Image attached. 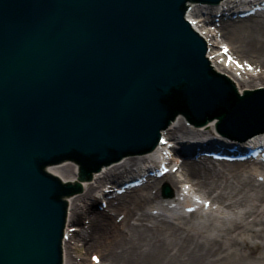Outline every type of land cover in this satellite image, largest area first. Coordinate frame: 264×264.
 Returning <instances> with one entry per match:
<instances>
[{"label":"water","instance_id":"obj_1","mask_svg":"<svg viewBox=\"0 0 264 264\" xmlns=\"http://www.w3.org/2000/svg\"><path fill=\"white\" fill-rule=\"evenodd\" d=\"M187 1L207 0H0V264H61L66 203L46 165L74 160L90 180L126 128L155 141L168 112L222 105ZM78 169L48 171L74 183Z\"/></svg>","mask_w":264,"mask_h":264},{"label":"bare ground","instance_id":"obj_2","mask_svg":"<svg viewBox=\"0 0 264 264\" xmlns=\"http://www.w3.org/2000/svg\"><path fill=\"white\" fill-rule=\"evenodd\" d=\"M239 2L222 0L216 7L202 8L191 5L186 15L190 21L199 20L201 13L211 15L213 11L223 12V7L233 8ZM207 18L202 17L199 22ZM258 21L254 17L236 21L221 18V40L211 31H206L204 36L210 48L208 57L219 54L220 43H225L242 62L254 66L255 72L241 73L242 78L238 79V70L226 68L224 62L219 61L222 56L216 55L210 60L216 71L236 79L237 85L250 90L264 87V17ZM194 28L201 34L207 30L206 27ZM258 68L260 72H257ZM215 122L209 121L194 129L184 124L162 135L168 136L170 142L203 139L212 135ZM155 154L156 151L129 156L104 166L93 174L91 182L82 183L86 190L83 195L67 198L65 233L70 235L67 241L63 239L62 242L63 264H89L85 255L80 258L75 256L80 250L76 245L79 243L86 252L100 251L103 264H264V182H259L264 173L258 167H245L248 162H222L219 164L221 168H217L205 159L182 163L171 161L172 166H179L177 173L134 189L132 193H137L134 196L124 194L116 197V204L105 197L109 195L104 193L108 185H115L137 174L133 167L147 164ZM166 183L177 191L179 184L190 185L206 200L218 203L227 211L219 217L221 224L214 220L197 223L184 214L168 218L167 213L174 212L170 200L161 199L159 190L152 194L153 189ZM144 190L150 192L144 193ZM106 199L107 209L115 215L95 208L97 202L101 204ZM158 199L162 204L156 208L154 203ZM155 210L159 211L154 214ZM120 215L124 218L117 223ZM195 216V213L190 215L191 218ZM74 225L81 227L83 234L69 233Z\"/></svg>","mask_w":264,"mask_h":264},{"label":"rangeland","instance_id":"obj_3","mask_svg":"<svg viewBox=\"0 0 264 264\" xmlns=\"http://www.w3.org/2000/svg\"><path fill=\"white\" fill-rule=\"evenodd\" d=\"M260 20H262V19H260ZM259 20V21H260ZM258 21V22H259ZM247 59H251V58H249V57H247ZM136 169V168H135ZM92 184H94V182H92ZM86 192V190L85 189H83V191H82V193L81 194H79V195H83L84 193ZM150 191L149 190H144V193H149ZM138 193H141V192H138ZM137 193H134V194H131L130 196H134V195H136ZM78 195V196H79ZM157 202H158V200H157ZM157 202H155L154 204H157ZM95 207H99V202H97L96 203V206ZM183 210V209H182ZM182 210L180 211V212H182ZM110 213H113V211L111 212L110 211ZM115 213V212H114ZM177 214H179V213H177ZM220 213L219 212H216V213H207V214H205V216H204V218L206 219V220H214V221H216L217 223H219V224H221V221H220V219H219V217H220ZM176 216V215H175ZM187 219H191V220H194L195 222H198L199 220H197V217H190V216H188L187 217ZM72 228H78L79 230V232H78V234H82L83 233V230H82V228H80V227H78V226H76V225H74V227H72ZM76 245H78V247L80 248V250H78L77 252H76V254H75V256L76 257H78V258H80V257H82V256H84L85 258H86V260H87V262L89 263V264H92V260H91V255L93 254V255H98L100 258H101V253H100V251H98V250H90V251H88V252H86L84 249H83V247H81V245L82 244H76ZM102 259V258H101ZM104 262H103V260H102V264H103Z\"/></svg>","mask_w":264,"mask_h":264},{"label":"snow or ice","instance_id":"obj_4","mask_svg":"<svg viewBox=\"0 0 264 264\" xmlns=\"http://www.w3.org/2000/svg\"><path fill=\"white\" fill-rule=\"evenodd\" d=\"M225 52H227V48H225ZM93 259L96 260L97 258L94 257ZM97 264H98V260H97Z\"/></svg>","mask_w":264,"mask_h":264}]
</instances>
